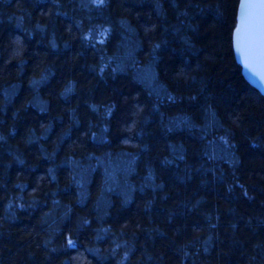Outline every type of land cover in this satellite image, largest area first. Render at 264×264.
Segmentation results:
<instances>
[{
	"label": "trees",
	"instance_id": "obj_1",
	"mask_svg": "<svg viewBox=\"0 0 264 264\" xmlns=\"http://www.w3.org/2000/svg\"><path fill=\"white\" fill-rule=\"evenodd\" d=\"M239 1L0 0V264H264Z\"/></svg>",
	"mask_w": 264,
	"mask_h": 264
},
{
	"label": "water",
	"instance_id": "obj_2",
	"mask_svg": "<svg viewBox=\"0 0 264 264\" xmlns=\"http://www.w3.org/2000/svg\"><path fill=\"white\" fill-rule=\"evenodd\" d=\"M233 49L244 78L264 95V2L240 0Z\"/></svg>",
	"mask_w": 264,
	"mask_h": 264
},
{
	"label": "rangeland",
	"instance_id": "obj_3",
	"mask_svg": "<svg viewBox=\"0 0 264 264\" xmlns=\"http://www.w3.org/2000/svg\"><path fill=\"white\" fill-rule=\"evenodd\" d=\"M94 2H95V1H94ZM99 30H100V29H99ZM100 31L102 32V34H97V36H96V38H97V42L103 40L104 35H106L105 31H103V30H100ZM107 63H108V62H106L105 65H107Z\"/></svg>",
	"mask_w": 264,
	"mask_h": 264
},
{
	"label": "snow or ice",
	"instance_id": "obj_4",
	"mask_svg": "<svg viewBox=\"0 0 264 264\" xmlns=\"http://www.w3.org/2000/svg\"><path fill=\"white\" fill-rule=\"evenodd\" d=\"M262 2H264V0H262Z\"/></svg>",
	"mask_w": 264,
	"mask_h": 264
}]
</instances>
